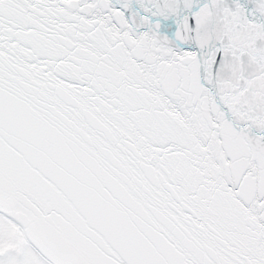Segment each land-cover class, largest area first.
Listing matches in <instances>:
<instances>
[{"label":"snow or ice","instance_id":"snow-or-ice-1","mask_svg":"<svg viewBox=\"0 0 264 264\" xmlns=\"http://www.w3.org/2000/svg\"><path fill=\"white\" fill-rule=\"evenodd\" d=\"M0 264H264V0H0Z\"/></svg>","mask_w":264,"mask_h":264}]
</instances>
